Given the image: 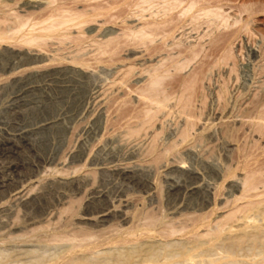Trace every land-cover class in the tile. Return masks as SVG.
I'll return each instance as SVG.
<instances>
[{"label": "rangeland", "instance_id": "374dc122", "mask_svg": "<svg viewBox=\"0 0 264 264\" xmlns=\"http://www.w3.org/2000/svg\"><path fill=\"white\" fill-rule=\"evenodd\" d=\"M26 1L0 0L2 29L15 26L16 20L32 24L45 19L44 5L24 7ZM143 1L54 0L85 22L67 26L65 38L41 41L39 48L17 43L24 32L8 31L15 44H0V264L52 263L72 239L77 243L85 236L92 243L88 245L95 246L75 254L84 264H125L128 257L139 260L151 252L176 251L188 244V238L158 233L172 222L188 225L204 211L205 220L219 224L218 234L225 236L209 253L232 252L242 259L264 251L252 235L235 248L227 245V228L237 234L245 215L264 225V197L253 198L260 210L252 211L248 199H240L239 181L246 170L257 171L260 185L255 191L264 195V122L257 120L264 116V0H193L213 12L204 16L194 9L193 19L183 20L179 7L171 24H177L175 31L157 36L155 43L146 40V45L129 37L151 21L156 9ZM106 30L112 33L103 37ZM62 57L87 66L48 61ZM37 58L44 59L39 65L44 67L31 79L20 68L16 75L7 72ZM185 63L188 66L181 70L178 65ZM154 74L166 77L160 89L169 101L163 111L153 112L152 120L145 117L139 91ZM60 80L67 81L63 85ZM33 85L35 91L27 88ZM208 119L214 123L212 130L205 125ZM185 129L188 137L182 139ZM231 130L233 136L227 139ZM225 139L230 140L224 143ZM113 164L149 185L140 187L114 174ZM229 167L234 177H225ZM104 209L111 216L99 223ZM134 213L156 231L155 236L121 246L103 242L113 230L137 225Z\"/></svg>", "mask_w": 264, "mask_h": 264}, {"label": "bare ground", "instance_id": "6f19581e", "mask_svg": "<svg viewBox=\"0 0 264 264\" xmlns=\"http://www.w3.org/2000/svg\"><path fill=\"white\" fill-rule=\"evenodd\" d=\"M160 1V0H159ZM145 6L147 5L149 8H151L152 10V4L154 7H156L155 11L152 12V19L151 21L147 22V25H143L144 27H141L138 30H133L132 33H130L131 35H129L130 38H138V40L141 43L145 44V41L148 40L147 42L149 43H153L154 41H156L154 38H157V36L162 35L161 37L164 38V36L170 32H174L175 29L177 28V24L172 26L171 24L174 22V12L177 11V9H179V7L181 8L180 10H178L177 12H180L179 14H181V18H186L187 16H189L191 19H193L194 17V9H196V11L198 12H202L201 14H203L204 16L209 15L211 12H213V10H211L210 8L207 9L206 7H204V3L196 5V2H194L193 0H161V2H156L155 0H144L143 1ZM142 2V3H143ZM184 4V6H183ZM45 6V9L47 10V14L45 19L41 20L40 22H35V23H30L28 24L27 21L24 20H16V25L13 27H7V31L2 29L0 27V44H8L11 43L12 39H14L15 36H9L7 35L8 31H12L14 32V35L17 33H23V35H25V37L22 38V40L20 42L17 43H22L24 45H37L39 48L40 42L47 40V39H63L65 38V34L63 31H65V29H67L69 26H78L81 23H84L86 19H81L80 17H76L74 16V14H70V12H68L67 10V6L64 3H57L54 4V0H28L24 3V7H35V8H39L41 6ZM148 9V8H145ZM213 9V8H212ZM217 8H215L216 10ZM144 10V8H143ZM218 11V10H216ZM150 12V11H149ZM199 13V15H201ZM176 14V13H175ZM93 15H97V14H93ZM216 16L219 17H223L222 14H216ZM180 19V18H179ZM188 19V17H187ZM176 20V19H175ZM226 20V19H224ZM236 21V19L234 20ZM253 21V20H252ZM4 22V21H3ZM177 22V21H176ZM181 22V20H180ZM187 22V21H186ZM238 22V21H236ZM235 22V23H236ZM247 22V19H246ZM178 23V22H177ZM175 24V23H174ZM181 24V23H180ZM171 25V26H170ZM184 25V24H183ZM232 25V24H231ZM2 26V25H1ZM68 26V27H67ZM182 26V25H181ZM180 26V27H181ZM183 27V26H182ZM181 27V28H182ZM242 27V26H241ZM198 28V27H197ZM249 29V28H248ZM182 30V29H181ZM194 30V29H193ZM185 31V30H184ZM235 32V31H234ZM112 32H110L109 30H106L103 32L102 36L103 37H107L108 35H110ZM168 34V35H169ZM167 35V36H168ZM174 35V33H173ZM172 35V36H173ZM19 40V39H18ZM131 40V39H130ZM164 40V39H163ZM166 40V39H165ZM127 41V40H126ZM155 43V42H154ZM165 43V41H164ZM12 44L14 45L15 42ZM11 44V45H12ZM130 44V43H129ZM21 45V44H20ZM146 45V44H145ZM22 46V45H21ZM149 46V44H148ZM154 46V44H153ZM101 47V46H100ZM148 48V47H147ZM151 48V47H150ZM156 48V47H155ZM154 48V49H155ZM41 49V47H40ZM157 50V49H156ZM101 51V49L99 50V52ZM103 52V51H102ZM101 53V52H100ZM104 53V52H103ZM111 53V52H110ZM107 54V53H106ZM104 53V55H106ZM38 55V54H37ZM51 55V54H50ZM101 55V54H100ZM103 55V54H102ZM108 55V54H107ZM111 56V54L109 55ZM196 57V56H195ZM193 56L192 59L195 58ZM71 58V57H70ZM69 58V59H70ZM99 58V57H98ZM106 58V57H105ZM48 59V58H47ZM80 59V58H79ZM85 60V59H84ZM107 60V59H106ZM109 60V59H108ZM44 61V59H35L34 61L29 63L24 62V65H16L15 67L9 69L7 72L16 75L15 73L16 70L20 68L21 72L22 71H28L27 74L25 75L26 78H30L31 76L35 77L34 75L37 74L38 72H41L40 67H44L42 64L41 66L40 63H42ZM48 61L52 62H56L55 64L57 65H61L69 62V64L71 65V63H73L75 65H79V66H87L86 63L81 62V61H76V60H67L66 58H52V59H48ZM98 61V59H97ZM108 62V61H107ZM179 62V61H178ZM185 62V61H184ZM187 62V61H186ZM189 62V61H188ZM50 63V64H51ZM49 64V63H48ZM68 64V65H69ZM175 64V63H174ZM173 64V65H174ZM183 64V62L181 63ZM52 65V64H51ZM177 65V64H176ZM47 66V64H46ZM50 66V65H49ZM72 66V65H71ZM180 66V69L183 70L185 67H187V63H185L184 65H178ZM48 67V66H47ZM80 68V67H79ZM53 69V68H52ZM68 69V68H67ZM178 69V68H177ZM176 69V70H177ZM178 69V70H180ZM44 70V69H43ZM56 70V69H54ZM61 70V69H60ZM177 70V71H178ZM51 71V70H50ZM59 71V69H58ZM72 71V70H71ZM70 72V71H68ZM3 73V72H2ZM23 73V72H22ZM60 73V71H59ZM18 74V73H17ZM50 74V73H49ZM58 74V73H57ZM62 74V73H61ZM69 74V73H68ZM63 75V74H62ZM162 76H160L159 74H154L153 76L150 77V81H148L147 86H143L146 88L142 87L141 92L139 91V97L140 99L144 102V108H146L145 110V117L151 118L153 120V112H160L163 111L164 108L167 105V102L169 101V95L164 94V92H162L163 88L160 89V85H161V81L163 78V74H161ZM166 75H168L166 73ZM43 76V75H41ZM57 76V75H56ZM60 76V75H59ZM70 76V75H69ZM75 76V75H74ZM32 77V78H33ZM63 77V76H62ZM65 77V76H64ZM165 77V76H164ZM61 78V77H60ZM73 78V75H72ZM75 78V77H74ZM166 78V77H165ZM34 79V78H33ZM44 79V78H43ZM42 79V80H43ZM56 79V77H55ZM65 79H67V77H65ZM29 80V79H28ZM48 80V79H47ZM53 80V79H52ZM70 80V79H69ZM68 80V81H69ZM79 80V78H78ZM238 80V79H237ZM40 81V80H39ZM58 81V80H57ZM67 81V80H66ZM65 80H60L59 82H62L63 85L66 82ZM73 81V80H72ZM14 83V82H13ZM34 84V82H31ZM55 83V82H54ZM68 83V82H67ZM79 83V82H78ZM189 83V82H188ZM44 84V83H43ZM42 84V85H43ZM46 84V83H45ZM44 84V85H45ZM181 84V83H180ZM183 84V83H182ZM23 85V84H22ZM30 85V84H29ZM48 85H51V83H49ZM57 85V84H56ZM59 85H61L59 83ZM62 85V86H63ZM61 86V87H62ZM67 86V85H66ZM65 86V87H66ZM75 86V84H74ZM163 86V85H162ZM175 86V85H174ZM36 88V85L27 87L32 88L33 89ZM51 87V86H50ZM70 87V85H69ZM140 87V86H139ZM59 88V87H58ZM137 88V87H136ZM54 89V88H53ZM77 89V88H76ZM79 89V88H78ZM81 89V88H80ZM141 89V88H140ZM34 90V89H33ZM32 90V91H33ZM51 90V89H50ZM82 90V89H81ZM221 90V89H220ZM247 90V89H246ZM35 91V90H34ZM56 91V89H55ZM130 91V90H129ZM78 92V91H77ZM76 94H79L77 93ZM128 92V91H127ZM134 92V91H133ZM55 93V92H54ZM74 93V90H73ZM135 93V92H134ZM179 93V92H178ZM183 93V92H182ZM220 93V92H219ZM240 93V92H239ZM22 94V93H21ZM225 94V92H224ZM61 95V94H60ZM74 95V94H73ZM227 95V93H226ZM65 96V95H64ZM77 96V95H76ZM176 96V95H175ZM63 97V96H62ZM61 97V98H62ZM79 97V96H78ZM83 97V96H82ZM93 97V96H92ZM99 97V95L95 96L94 98ZM186 97V96H184ZM219 97V96H218ZM58 98V97H57ZM180 98V97H179ZM183 98V97H182ZM224 98V97H223ZM77 99V98H76ZM221 99V97H220ZM177 100V99H176ZM179 102H183L182 99H179ZM222 102V101H221ZM225 105V104H224ZM220 106V105H219ZM254 106V105H253ZM186 105L185 103L182 104V109L186 111L185 109ZM190 107V106H189ZM191 108V107H190ZM163 109V110H162ZM260 109V107H259ZM219 110V109H218ZM62 111V110H61ZM245 111V110H244ZM181 112V111H180ZM141 113V112H140ZM152 113V116H151ZM247 113V111L245 112ZM263 113V112H261ZM60 114V113H59ZM144 114V113H143ZM118 115V114H117ZM124 115V114H123ZM59 116V115H58ZM132 116V115H131ZM155 116V115H154ZM170 116V114H169ZM230 116V115H229ZM57 117V116H56ZM159 117V116H158ZM248 117V116H247ZM122 118V117H121ZM141 118V117H140ZM155 118V117H154ZM170 118V117H169ZM185 118V117H184ZM223 118V117H222ZM226 118V117H225ZM259 119L258 122L262 121L261 123L263 124L264 122V116L260 117L258 116ZM179 119V117H178ZM116 120V119H115ZM130 120V118H129ZM141 120V119H140ZM144 120V119H143ZM198 120H201L198 119ZM211 119H208L205 123L206 127L209 128L210 130H212L214 127V123L213 121H210ZM117 121V120H116ZM146 121V120H145ZM149 121V120H148ZM178 121V120H177ZM251 121V120H250ZM143 124V121H140ZM191 122V121H190ZM255 122V121H254ZM257 122V124H258ZM45 123V122H44ZM148 123V122H147ZM189 123V122H188ZM226 123V122H224ZM223 123V125H224ZM141 124V123H140ZM219 124V123H218ZM227 124V123H226ZM225 124V125H226ZM241 124V123H240ZM256 124V123H255ZM254 124V125H255ZM261 124V125H262ZM144 125V124H143ZM146 125V124H145ZM150 125V124H149ZM164 125V124H163ZM192 125V124H191ZM190 126V125H188ZM187 126V127H188ZM230 126V125H229ZM258 126V125H257ZM256 126V127H257ZM185 125V128H187ZM191 127V126H190ZM205 127V126H204ZM227 127V126H226ZM243 127V126H242ZM183 128V127H182ZM193 128V127H192ZM190 129L193 130V129ZM212 128V129H211ZM141 129V128H140ZM139 129V130H140ZM152 129V128H151ZM113 130V129H112ZM121 130V129H120ZM124 130V129H123ZM135 130V129H134ZM208 130V129H207ZM209 130V131H210ZM125 131V130H124ZM141 131V130H140ZM153 131V130H152ZM189 131V130H187ZM205 131V130H204ZM202 131V132H204ZM113 132V131H112ZM126 132V131H125ZM145 132V131H144ZM182 132V131H181ZM184 132V131H183ZM227 132V131H226ZM133 133V132H131ZM233 131H229L226 135V138L228 139L229 136H233ZM159 134V133H158ZM162 134V133H161ZM183 134V133H182ZM181 137L182 139L186 136V129H185V133L182 135ZM211 134V133H210ZM122 135V133H121ZM125 135V134H124ZM147 135V134H146ZM177 135V134H176ZM200 135V134H199ZM249 135V134H248ZM114 136V135H113ZM137 136V135H136ZM144 136V135H143ZM211 135H208L207 137L209 138ZM123 138V136H122ZM134 138V137H133ZM177 138V136H176ZM195 138V137H194ZM221 138V137H220ZM225 138V137H224ZM233 138V137H232ZM230 138V139H232ZM151 139V138H150ZM156 139V138H155ZM229 139V140H230ZM220 140V139H219ZM224 141V143H228V141ZM171 141V140H170ZM83 142V141H82ZM162 142V141H161ZM182 142H185L182 141ZM191 142V141H190ZM96 143V142H95ZM132 143H134L132 141ZM154 143V142H151ZM157 143V142H156ZM176 143V142H175ZM192 143V142H191ZM93 144V143H92ZM182 144V143H181ZM217 144V143H216ZM152 146V144H151ZM170 146V145H169ZM191 146V145H190ZM189 146V147H190ZM197 146V145H196ZM212 146V145H211ZM175 148V145L173 146ZM178 147V146H177ZM241 147V146H240ZM245 147V146H244ZM155 148V147H154ZM166 148V147H165ZM164 148V149H165ZM179 148V147H178ZM187 148V147H186ZM136 149V148H135ZM168 149V148H166ZM238 149V148H237ZM148 150V149H147ZM253 150V149H252ZM168 151V150H166ZM173 151V148H172ZM181 151V150H180ZM244 151V150H243ZM164 152V151H163ZM171 152V150H170ZM177 152V151H176ZM218 152V151H217ZM252 152V151H251ZM152 153V152H151ZM169 153V152H168ZM166 153V154H168ZM91 154V153H90ZM226 154V153H225ZM250 154V153H249ZM89 155V153H88ZM212 155V154H211ZM216 155V154H215ZM256 155V154H255ZM250 156V155H249ZM156 157V156H155ZM164 157V155H163ZM211 157V156H210ZM219 157V156H218ZM254 157V155H253ZM89 158V157H88ZM105 158V157H104ZM144 158V157H143ZM256 158V157H255ZM180 159V158H179ZM65 160V159H64ZM85 160V159H84ZM252 160V158H251ZM255 160V159H254ZM254 160L252 162H254ZM119 161V160H118ZM128 161V160H127ZM132 161V160H131ZM182 161V160H181ZM246 161V160H244ZM243 161V162H244ZM113 162V161H112ZM139 162V161H138ZM218 162V161H217ZM251 162V161H250ZM169 163V162H168ZM247 163V162H246ZM245 165H248V163ZM255 163V162H254ZM82 164V163H81ZM127 164V163H126ZM185 164V163H184ZM253 164V163H252ZM103 165V163H102ZM261 165V164H260ZM6 166V165H5ZM74 166V165H73ZM82 166V165H81ZM122 166V165H121ZM135 166V165H134ZM226 166V165H225ZM257 166V165H256ZM111 167V166H110ZM138 167V166H137ZM16 167H11L12 170H14ZM95 168V167H94ZM112 168V172L122 178L128 179L132 182H134L137 186L140 187H147L149 184L146 180L140 178L139 176H137L133 171L124 168H121L118 165H114L111 167ZM139 168V167H138ZM237 168V167H236ZM47 169V168H46ZM238 169V168H237ZM244 169V168H243ZM251 168H248V170ZM2 170V169H1ZM77 170V169H76ZM246 170V167L245 169ZM234 169L232 170L231 167H229V169H227V171L225 172V177H234L236 174L233 173ZM246 173L244 174L243 178H240L239 181H241L242 183V188L243 191H241V197L242 198H247V205L248 206H252L253 208L251 209L252 211H258L259 209V205H253V199L254 197H259L260 199L258 200H262V196L264 197V195H262L261 193L258 194L259 192H257L255 190L257 189V184H258V176H257V171H245ZM4 174V173H3ZM56 174V173H55ZM234 174V176H233ZM259 174V173H258ZM74 175V174H73ZM85 176V175H84ZM260 176V175H259ZM46 178V177H45ZM55 178V177H54ZM24 179V178H23ZM28 179V177H27ZM52 179V178H51ZM237 179V178H236ZM30 180V179H29ZM44 181V179H43ZM89 181V180H88ZM259 181H261V178L259 179ZM237 182V181H236ZM40 183V182H39ZM47 183V182H46ZM89 183V182H88ZM87 183V184H88ZM240 183V184H241ZM262 184V182H261ZM151 185V184H150ZM260 185V184H258ZM13 186V185H12ZM36 186V185H35ZM38 186V185H37ZM87 190V189H86ZM191 190V189H190ZM66 191V190H65ZM21 192V191H20ZM22 194V193H21ZM66 194V193H65ZM194 194V193H193ZM187 197V196H186ZM52 200V199H51ZM98 205V204H97ZM118 207V205H117ZM176 210V209H175ZM66 211V209H65ZM174 210H172L173 213ZM201 211V210H200ZM264 211V210H263ZM102 212V216L98 217L97 221L100 223L104 222V217L107 215L111 216V211L108 210H103ZM113 212V211H112ZM205 212V211H204ZM202 212L203 214H200L197 216V214L195 215V217H193L191 219V223L188 225H185V223L182 226H175L172 224H168L167 226L163 227V229L158 233V235H160L163 237H172V236H177L178 235H182L186 236L187 240H188V244H184L182 247L178 248V250L176 251H166V252H162L160 254H156V253H147L146 255H144V257H141L139 260H136V258L134 259L133 257H128V260L125 264H264V251L260 252L256 255H252V257H248V258H242L240 259L238 256H236L235 253H227V252H214V253H209L210 251L214 250L215 247L221 242V240H223L225 238V236H219L218 232H220V228L216 229L217 226H219V224H217L216 226H212L210 223L208 222L207 218L205 217V215H207L206 213ZM62 214V213H61ZM64 214V213H63ZM205 214V215H204ZM99 215V214H98ZM178 215V214H177ZM204 215V216H203ZM93 216V215H92ZM95 216V215H94ZM102 218V220H101ZM116 218V217H115ZM133 218L135 220H137V225L131 226V229L129 228H123V229H116L113 230L112 235H110L109 238H106L103 242L105 243H110V244H118L117 246H121V244H126V243H131L133 244V241L136 242V240H139L140 238H152L153 236H155L156 231H154L153 229L151 230L150 228H148L147 223L145 222V224L143 222V220L141 221V218H143L141 215L139 216V213H134L133 214ZM188 218V217H187ZM191 218V217H190ZM207 219V220H205ZM245 221L243 222L242 225H240L237 228V234H235L234 236L231 234L232 229L231 228H227L229 237L227 238V245L230 248H235L237 247L239 244H241L245 237H248L249 235L254 236L256 239H258L260 241L261 244L264 245V225L259 224L254 217H252L251 215H245L243 218ZM146 220V219H145ZM148 220V219H147ZM190 220V219H189ZM141 222V226L139 225V222ZM134 222V221H133ZM132 222V223H133ZM188 222V221H187ZM32 223V222H31ZM135 223V222H134ZM28 224V223H27ZM175 224V223H174ZM58 226V225H56ZM114 227V226H113ZM133 227V228H132ZM207 228L208 232L205 234H200V229L201 228ZM27 228V227H26ZM216 229L214 232L211 233V230ZM44 230V229H43ZM111 230V228H110ZM26 231V230H25ZM29 231V230H28ZM57 232V231H56ZM91 233V232H90ZM64 234V233H63ZM62 234V235H63ZM70 234V233H69ZM107 234V233H106ZM29 235V234H27ZM35 235V234H34ZM66 235V232H65ZM57 236V235H56ZM69 236V235H68ZM76 236V235H74ZM95 236V235H94ZM106 236V235H105ZM11 237V236H10ZM30 237V236H29ZM77 237V236H76ZM90 237V236H89ZM99 237V236H98ZM181 237V236H180ZM31 238V237H30ZM38 238V237H37ZM185 238V237H184ZM10 239V238H9ZM35 239V238H34ZM40 239V238H39ZM53 239V236H52ZM90 238L83 237V239H81L82 241H77V243H73V239L70 242L71 246L66 249L65 253L62 254L57 260L52 261V263L47 262L48 264H84L83 262L80 261H76L75 259V254L85 248L87 249V247L89 248L90 246L88 244H90L91 242L88 241ZM99 239V238H98ZM43 240V239H42ZM63 240V239H62ZM68 240V239H67ZM70 240V239H69ZM94 240V239H93ZM102 240V239H101ZM144 240V239H143ZM150 240V239H149ZM148 240V241H149ZM14 241V240H13ZM54 241V240H53ZM186 241V240H185ZM37 242V241H36ZM55 242V241H54ZM64 242V240H63ZM142 242V241H141ZM187 242V241H186ZM25 243V242H24ZM65 243V242H64ZM73 243V244H72ZM101 243V242H100ZM99 243V244H100ZM143 243V242H142ZM28 244V243H27ZM92 244V243H91ZM95 244V243H94ZM98 244V241L97 243ZM98 244V245H99ZM102 244V243H101ZM138 244V243H137ZM144 244V243H143ZM152 244V243H151ZM167 244V242H166ZM68 245V244H67ZM92 246V245H91ZM95 246V245H94ZM93 246V247H94ZM101 246V245H100ZM116 245H114L115 247ZM125 246V245H124ZM146 246V245H145ZM153 246V245H151ZM164 246V244H163ZM93 247L91 248V250H93ZM112 247V246H111ZM147 247V246H146ZM149 247V246H148ZM144 248V247H143ZM170 250V249H169ZM145 251V250H144ZM158 251V250H157ZM81 252V251H80ZM147 252V251H146ZM156 252V251H155ZM77 253V254H78ZM141 253V252H140ZM131 256V254H130ZM41 263V262H40ZM115 264V263H114Z\"/></svg>", "mask_w": 264, "mask_h": 264}]
</instances>
